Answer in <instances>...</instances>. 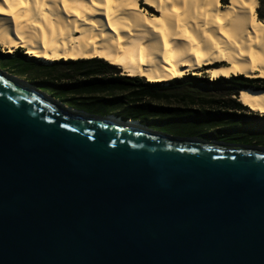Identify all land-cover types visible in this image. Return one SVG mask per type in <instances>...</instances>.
I'll return each instance as SVG.
<instances>
[{
    "label": "water",
    "instance_id": "1",
    "mask_svg": "<svg viewBox=\"0 0 264 264\" xmlns=\"http://www.w3.org/2000/svg\"><path fill=\"white\" fill-rule=\"evenodd\" d=\"M0 264H264V148L74 110L0 70Z\"/></svg>",
    "mask_w": 264,
    "mask_h": 264
},
{
    "label": "bare ground",
    "instance_id": "2",
    "mask_svg": "<svg viewBox=\"0 0 264 264\" xmlns=\"http://www.w3.org/2000/svg\"><path fill=\"white\" fill-rule=\"evenodd\" d=\"M142 1L151 9L139 0H0V48L49 63L101 59L151 84L202 70L213 81L264 79L259 0ZM237 100L264 116V88L241 89Z\"/></svg>",
    "mask_w": 264,
    "mask_h": 264
},
{
    "label": "trees",
    "instance_id": "3",
    "mask_svg": "<svg viewBox=\"0 0 264 264\" xmlns=\"http://www.w3.org/2000/svg\"><path fill=\"white\" fill-rule=\"evenodd\" d=\"M0 69L10 70L16 77L26 78L28 83L74 110L97 116L113 115L125 121H137L145 126L150 120L162 119L167 113L187 115L191 121L199 122L206 128H216L215 132L244 134L246 141L253 145L264 142V116L251 112L250 115L241 114L246 108L234 100H231L229 110L203 112L187 107L171 108L153 104L162 101V98H168L163 92L169 90V86L175 88L183 83H228L236 97L239 89L262 88L250 84L257 80H248L243 76L229 79L221 77L208 82L188 74L181 79L166 82V87L163 88L164 82L151 84L143 78L121 75L119 69L101 59L47 63L25 55L20 49L12 54L0 51ZM190 113L199 116L193 117Z\"/></svg>",
    "mask_w": 264,
    "mask_h": 264
},
{
    "label": "rangeland",
    "instance_id": "4",
    "mask_svg": "<svg viewBox=\"0 0 264 264\" xmlns=\"http://www.w3.org/2000/svg\"><path fill=\"white\" fill-rule=\"evenodd\" d=\"M227 3L228 0H221V5H226ZM139 5L144 10L151 9L147 5H145L142 0H139ZM257 13H258V17L264 19V0H259V8L257 10ZM20 50H22V52L24 53V50L22 48ZM0 51L1 53H6L2 48H0ZM7 54H12V53H7ZM4 72L13 75L10 72V70H5ZM191 76H195V75H191ZM195 77L207 80L208 82L213 81L210 79L209 75L204 72V70L200 71L199 74ZM18 78L28 82L26 78L23 77H18ZM248 80H253V81L257 80L256 82L250 84L254 85V87L264 88V82H261L264 79L249 78ZM162 86L163 88H165L166 83H164ZM168 88L169 90L163 92V94H166L168 98L167 99L162 98V101L154 102L153 103L154 105H162L171 108L187 107L192 110H198L203 112L205 110H209V111H215L218 109L229 110V106L231 105V100L238 102L237 97L234 95L235 93L232 91L230 87V84L224 82H221V84H217V85H207L204 81L189 83V85L183 83L177 85V87L175 88H172V86H169ZM54 100L60 102L58 99H54ZM63 105L65 106V104ZM245 108H246L245 110L241 111V114L250 115L251 112L252 114H256L257 116H263L255 112H252L247 107ZM190 115L194 117L197 116L198 114L190 113ZM146 127L152 131L164 133L173 137L199 138L209 142L216 141L227 144L258 146L264 148V142H259L253 145L246 141L244 134L237 132H231V133L215 132L214 129L216 128L214 129L206 128L199 122L191 121V119H189L187 115L179 116L172 113H167L165 116H162V119L159 118L158 120H150L147 123Z\"/></svg>",
    "mask_w": 264,
    "mask_h": 264
},
{
    "label": "snow or ice",
    "instance_id": "5",
    "mask_svg": "<svg viewBox=\"0 0 264 264\" xmlns=\"http://www.w3.org/2000/svg\"><path fill=\"white\" fill-rule=\"evenodd\" d=\"M62 127H64V125H62Z\"/></svg>",
    "mask_w": 264,
    "mask_h": 264
}]
</instances>
